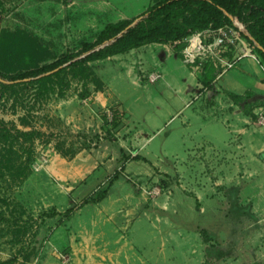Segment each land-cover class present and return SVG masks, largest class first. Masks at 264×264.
Here are the masks:
<instances>
[{"label":"rangeland","instance_id":"rangeland-1","mask_svg":"<svg viewBox=\"0 0 264 264\" xmlns=\"http://www.w3.org/2000/svg\"><path fill=\"white\" fill-rule=\"evenodd\" d=\"M153 1L0 0V33L37 44L44 64ZM210 65L205 85L173 43H149L53 76L40 94L0 81V264H264V206L249 201L263 182L237 164L264 104L225 88L264 93V71L250 57ZM119 147L144 159L120 160ZM116 170L107 196L79 207Z\"/></svg>","mask_w":264,"mask_h":264},{"label":"trees","instance_id":"trees-1","mask_svg":"<svg viewBox=\"0 0 264 264\" xmlns=\"http://www.w3.org/2000/svg\"><path fill=\"white\" fill-rule=\"evenodd\" d=\"M234 22L242 23L241 35L254 44L264 67V0H154L134 17L107 23L93 41L83 42L78 50L62 53L44 64H40L45 58L40 55L37 44H28L18 37L17 32H1L0 81L6 89H15L18 84L32 85L35 93L40 94L47 90L49 83L54 82L53 76L60 78L67 70L76 73L90 61L125 53L145 44L176 42L173 47L182 57L181 50L185 46L183 38L196 30L233 25ZM16 53L22 54L16 57ZM15 61L18 65L10 66ZM206 68L214 69L209 62L203 64L202 82L208 85L214 76L212 72L207 74ZM247 115L255 117L252 111ZM14 129L17 139L20 136L31 139L38 133L36 130ZM119 151L120 160L123 161L144 159L140 154L126 153L122 147H119ZM118 175L116 170L107 184L98 185L91 195L81 201L79 207L102 201ZM76 207H68L63 213L64 218L68 219Z\"/></svg>","mask_w":264,"mask_h":264},{"label":"built area","instance_id":"built-area-1","mask_svg":"<svg viewBox=\"0 0 264 264\" xmlns=\"http://www.w3.org/2000/svg\"><path fill=\"white\" fill-rule=\"evenodd\" d=\"M242 27V23L234 22L233 25L207 27L192 32L182 40L185 42L181 50L182 60L196 72L202 71L205 62L212 63L222 72L243 58L250 57L260 63L254 44L241 35ZM260 66L264 71L261 63ZM159 77L160 74L151 73L150 81Z\"/></svg>","mask_w":264,"mask_h":264},{"label":"crops","instance_id":"crops-1","mask_svg":"<svg viewBox=\"0 0 264 264\" xmlns=\"http://www.w3.org/2000/svg\"><path fill=\"white\" fill-rule=\"evenodd\" d=\"M154 44H158L161 45L163 43H154ZM136 49V48H135ZM190 75H192L190 73ZM232 80V79H229ZM233 81V80H232ZM232 81H228V86L225 88L229 91H231L234 94H246V92L252 93L253 95V99H255V101L264 104V93H258L254 90H251L247 87H240L239 91H236L234 88H238V85L235 83H233ZM264 81L262 80V82H257L256 86L258 87H263ZM254 114L260 113L259 111L257 112V110L253 111ZM260 118H262V116L260 117L258 115V121L257 123L255 121H251L252 122V126L249 125H245L242 127V137L244 138L243 140V145H241V153L243 155H245V157H242L241 159V165L238 162L237 164H239V166H241L244 170V175H245V179L246 180L248 178V180L251 178L253 180H260V182H263L261 184H259V188L257 189V192H254V194L251 196V198H249V201H253V206L255 207L253 211H255V209L260 210V206H264V121L261 120ZM264 118V117H263ZM245 122L248 124L250 123L249 119H245ZM252 128V130H251ZM250 148H254V155L251 154ZM235 155L233 150H230V156L232 158V156ZM226 163H231V167H229L227 174H225V179L227 181H231L236 179L235 176H233L234 172L232 171V167L234 166V162L231 161L229 162L228 160L225 161ZM237 162V161H236ZM251 164L253 167H251ZM254 166L257 167L254 169ZM242 178V176H241ZM248 200V198H247ZM122 243V238L117 237L116 241H118ZM123 244V243H122ZM130 256H132V253L130 254ZM121 259V258H119ZM118 263H120L121 261L116 260Z\"/></svg>","mask_w":264,"mask_h":264}]
</instances>
